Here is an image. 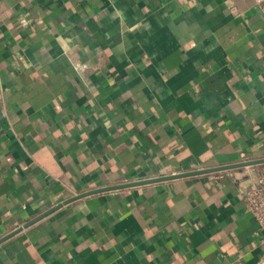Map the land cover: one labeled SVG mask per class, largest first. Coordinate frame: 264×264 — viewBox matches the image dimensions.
<instances>
[{
  "label": "crops",
  "instance_id": "1",
  "mask_svg": "<svg viewBox=\"0 0 264 264\" xmlns=\"http://www.w3.org/2000/svg\"><path fill=\"white\" fill-rule=\"evenodd\" d=\"M260 158L255 0H0V264H257L244 167L62 203Z\"/></svg>",
  "mask_w": 264,
  "mask_h": 264
},
{
  "label": "built area",
  "instance_id": "2",
  "mask_svg": "<svg viewBox=\"0 0 264 264\" xmlns=\"http://www.w3.org/2000/svg\"><path fill=\"white\" fill-rule=\"evenodd\" d=\"M257 6L264 12V0H255ZM231 12L238 15L234 7H230ZM19 23L25 27L29 25L30 19L26 14L19 17ZM85 67L83 65H75L77 71H82ZM245 179L244 184H240L239 192L243 200L245 210L252 215L257 224L256 236L259 243L264 244V163L244 167ZM241 177L233 174V179L238 182ZM257 264H264V258Z\"/></svg>",
  "mask_w": 264,
  "mask_h": 264
},
{
  "label": "water",
  "instance_id": "3",
  "mask_svg": "<svg viewBox=\"0 0 264 264\" xmlns=\"http://www.w3.org/2000/svg\"><path fill=\"white\" fill-rule=\"evenodd\" d=\"M261 163H264V158L255 159V160H249V161H244V162H239V163H235V164H231V165H223V166H219V167H212V168L199 169V170L190 171V172L177 173V174H173V175L160 176V177H156V178H152V179H146V180H141V181H133V182H128V183H123V184L112 186V187L94 189V190H90V191L81 193L79 195H76L74 197H71V198L67 199L62 204H66V203L71 202V201H73L75 199H78V198H81L83 196H86V195H89V194H93V193L110 191V190L126 188V187H131V186H137V185H143V184H148V183H153V182L177 179V178H181V177H188V176H194V175H199V174H206V173H212V172H217V171H224V170H229V169L247 167V166L261 164ZM59 206H61V204H58V205L52 207L51 209H49L48 211H46L45 213H43L42 215H40L36 219L26 223L22 227H26V226L30 225L31 223H33L34 221L38 220L39 218L45 216L46 214L50 213L51 211H54ZM18 229H15L12 232L8 233L7 235L1 237L0 238V243L2 241H4L5 239L9 238L10 236H12L13 234H15Z\"/></svg>",
  "mask_w": 264,
  "mask_h": 264
}]
</instances>
